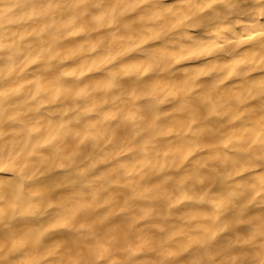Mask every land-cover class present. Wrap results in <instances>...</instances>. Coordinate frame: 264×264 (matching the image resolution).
<instances>
[{"label": "clouds", "instance_id": "obj_1", "mask_svg": "<svg viewBox=\"0 0 264 264\" xmlns=\"http://www.w3.org/2000/svg\"><path fill=\"white\" fill-rule=\"evenodd\" d=\"M0 264H264V0H0Z\"/></svg>", "mask_w": 264, "mask_h": 264}]
</instances>
